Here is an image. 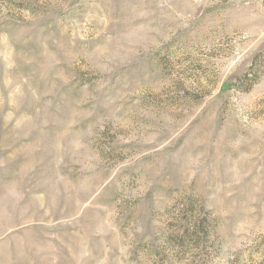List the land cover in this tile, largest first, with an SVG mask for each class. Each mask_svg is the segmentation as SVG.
Wrapping results in <instances>:
<instances>
[{
	"label": "rangeland",
	"instance_id": "rangeland-1",
	"mask_svg": "<svg viewBox=\"0 0 264 264\" xmlns=\"http://www.w3.org/2000/svg\"><path fill=\"white\" fill-rule=\"evenodd\" d=\"M0 264H264V0H0Z\"/></svg>",
	"mask_w": 264,
	"mask_h": 264
}]
</instances>
